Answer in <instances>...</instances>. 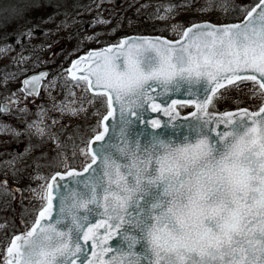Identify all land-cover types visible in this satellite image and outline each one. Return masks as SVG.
Listing matches in <instances>:
<instances>
[{
  "label": "snow or ice",
  "instance_id": "obj_1",
  "mask_svg": "<svg viewBox=\"0 0 264 264\" xmlns=\"http://www.w3.org/2000/svg\"><path fill=\"white\" fill-rule=\"evenodd\" d=\"M67 71L106 101L102 131L80 149L83 171L36 177L43 205L3 264H264V0L240 23H192L175 41L127 37ZM46 75L21 90L38 94ZM240 83L262 98L258 110H210ZM177 106L195 110L180 117Z\"/></svg>",
  "mask_w": 264,
  "mask_h": 264
},
{
  "label": "rangeland",
  "instance_id": "obj_2",
  "mask_svg": "<svg viewBox=\"0 0 264 264\" xmlns=\"http://www.w3.org/2000/svg\"><path fill=\"white\" fill-rule=\"evenodd\" d=\"M244 1L96 0L85 14V27L72 28L74 35L67 41L71 24L78 23L64 13L49 11L42 27L44 32L50 33L52 41L50 43L47 38L48 42L43 44L47 48L44 53L40 50L37 54L35 48L32 55L30 51L16 49L14 44H0V48H7L6 52H0V105L9 108L7 113H0V203L6 200L1 210L0 264H3L4 244L11 236L4 229H22V216L29 221L31 210L37 212L43 205L33 189L41 191L39 186L45 181L36 177L48 180L53 172L83 168L90 157L83 155L80 149L89 139V130L100 129L99 122L106 110V102L98 96H91L84 84L70 85L63 70H55L42 85L39 95L32 99L25 98L19 91V80L24 75L16 80L15 74L23 69L32 72L42 67H63L72 56L84 52V48H100L130 32L141 34L148 25H152L149 29L155 32L154 35L176 39L181 36L187 21L217 19L219 23H225L227 17L236 13V4ZM168 5L175 7L166 13L165 6ZM241 9L243 13L249 10L244 4ZM161 16L165 18H159ZM24 32L25 38L30 39L28 30ZM30 42L38 44L36 40ZM61 42L63 48L49 57L50 61L46 60V66L42 64L47 53ZM221 92L224 98L216 101L211 111L241 107L252 111L258 109L262 102L259 96L249 98L252 96L251 83L230 85ZM37 126L44 129L43 135L36 131Z\"/></svg>",
  "mask_w": 264,
  "mask_h": 264
},
{
  "label": "trees",
  "instance_id": "obj_3",
  "mask_svg": "<svg viewBox=\"0 0 264 264\" xmlns=\"http://www.w3.org/2000/svg\"><path fill=\"white\" fill-rule=\"evenodd\" d=\"M96 0H0V44H14L13 46L16 49H22L30 51L31 49L37 50L44 53V51L47 50V48H44V45L34 44V47L32 46V40L39 41L42 37L49 38V42L51 43V37L49 35H46L45 30L43 29L42 25L45 22V16L49 13V11H58L61 13H64L67 15L70 20L74 19V22H77L78 25L76 27L82 28V25L85 27V14L87 13L89 7L92 5V2ZM177 2V1H176ZM257 0H246L240 4H236V13H234L231 17L226 18V22H233L240 20L243 11L240 10V7L244 4L248 8H251ZM177 4H179L177 2ZM18 7L22 9L21 15L18 16H10L8 12L5 11L6 8H13ZM209 21L213 23H217V19H209ZM192 22H188L186 25H189ZM72 28H75V24H71ZM152 25H148L147 29H144L141 34H155V32H152L151 28ZM44 31H40V30ZM24 30H28L30 39H27L25 35ZM130 33H136V32H130ZM44 34V35H42ZM21 40V41H20ZM48 42V40L46 41ZM49 43V44H50ZM19 45V46H18ZM40 56V55H39ZM38 56V57H39ZM13 69H16V67L13 65ZM11 67V68H12ZM3 70H6L7 67H2ZM1 68V69H2ZM10 69V67H8ZM25 73H29L26 69H23V71H20L19 74H15V78L25 75ZM3 76V75H2ZM103 108L105 109V105L103 104ZM181 110H186V107H179ZM95 129V127H94ZM98 131V130H97ZM96 132V130L90 129L88 132V138L91 137ZM6 200H3L2 203H0V222L3 218L1 215L2 206L5 207ZM35 212L31 210L30 213V220L26 221L23 215V228L19 229L18 227H13L11 229L5 228V232L7 235L17 233L25 228H28L30 223L35 217ZM8 235V236H9ZM9 239L5 242L7 245Z\"/></svg>",
  "mask_w": 264,
  "mask_h": 264
},
{
  "label": "water",
  "instance_id": "obj_4",
  "mask_svg": "<svg viewBox=\"0 0 264 264\" xmlns=\"http://www.w3.org/2000/svg\"><path fill=\"white\" fill-rule=\"evenodd\" d=\"M258 3V2H257ZM255 6V5H254ZM246 15V14H245ZM242 20H243V18H242ZM242 20H240V21H238V22H233V23H240ZM204 22H209V21H200V22H195V23H204ZM211 23V22H210ZM213 24H215V23H213ZM223 24H227V23H223ZM216 25H222V24H216ZM189 26H191V25H189ZM189 26H187V27H189ZM127 37H152V38H154V37H162V38H164V39H168V38H166V37H163V36H158V35H129V36H126V37H123V38H121V39H124V38H127ZM181 37V36H180ZM180 37L179 38H177V39H174V40H171V39H168V40H170V41H175V40H178V39H180ZM120 39V40H121ZM119 40V41H120ZM115 45V44H114ZM111 46V45H110ZM106 47H109V46H106ZM106 47H102V48H97V49H91V50H89V51H94V50H100V49H103V48H106ZM88 51V52H89ZM87 52V53H88ZM84 55H86V53L85 54H81V56H79L78 58H76L75 60H77V59H79L80 57H82V56H84ZM71 65H72V63H71ZM71 65L68 67V68H70L71 67ZM41 73H46L47 75H48V70L47 69H42V70H39V71H35V72H31V73H29L28 75H26V76H24L21 80H19L20 81V91L23 93V95L24 96H29V97H36V96H38V94H39V92H40V90L39 89H41V86H42V83H43V81H45V79H46V77H47V75L44 77V79H42L40 82H39V86H38V89H37V91H38V94H36V95H26L25 94V92L24 91H22L21 89L22 88H24V84H23V82L25 81V80H28V79H30L31 77H33V76H39ZM67 76H68V73H67ZM69 77V76H68ZM70 78V77H69ZM90 92V91H89ZM90 93H92V92H90ZM93 94V93H92ZM166 99V98H165ZM239 109H241V108H239ZM239 109H233V110H231L232 112H236V111H238ZM177 110H178V108H177ZM195 109H193V108H191V110L190 111H188V112H186V113H180V111L178 110V112H179V114H180V117H184V116H188V114L191 112V111H194ZM227 111H230V110H227ZM251 111V110H250ZM214 112V111H213ZM224 112V111H223ZM107 113V112H106ZM106 113L104 114V115H106ZM220 113H222V112H220ZM147 115L149 116V117H151V118H154V119H160L161 121H167L168 120V117H166V116H164L162 113H152L150 110L147 112ZM103 118V117H102ZM109 123H111V119L109 120ZM223 127V125H221V128ZM151 130V129H150ZM101 131H102V129H101ZM95 135V134H94ZM93 135V136H94ZM92 136V137H93ZM117 143H119V140H117L116 141ZM97 143H99V142H97ZM91 163V160L87 163V164H90ZM85 167V166H84ZM83 167V168H84ZM93 167H95V165H93ZM83 168L82 169H75V170H77V171H83ZM71 169H74V168H71ZM68 170H70V169H68ZM68 170H66V171H68ZM66 171H64V172H61V171H59L61 174H63V173H65ZM57 172H55L54 174H51V177L53 176V175H55ZM87 175V174H86ZM51 177L49 178V180L51 179ZM69 179H71V178H69ZM57 180H59V177H57ZM60 183H64L63 181H61ZM38 214V213H37ZM96 217H94V219H95ZM26 231V230H25ZM25 231H22V232H20V233H18V234H16V235H19V234H21V233H23V232H25ZM101 231H103V230H101ZM15 236V235H14ZM13 238V237H12ZM11 238V239H12ZM11 241V240H10ZM118 241H119V237H117L114 241H110V244H112L113 245V247H115L116 245H117V243H118ZM10 243V242H9ZM5 251V250H4ZM109 255H112V253H109Z\"/></svg>",
  "mask_w": 264,
  "mask_h": 264
},
{
  "label": "bare ground",
  "instance_id": "obj_5",
  "mask_svg": "<svg viewBox=\"0 0 264 264\" xmlns=\"http://www.w3.org/2000/svg\"><path fill=\"white\" fill-rule=\"evenodd\" d=\"M75 26H77V25H75ZM76 29H78V27H75ZM71 30H69V35L67 36V38H66V41L68 40V38L69 37H71V35H74V33H73V29H72V26H71V28H70ZM41 32L42 31H44V30H40ZM49 33V32H48ZM48 33H46V35L48 34ZM50 34V33H49ZM42 35H44V34H42ZM123 37H126V35H124V36H122V37H120L119 39H117V40H111V42L109 41V43L108 44H105V45H103L102 47H106V46H110V45H114V44H117L118 42H119V40L121 39V38H123ZM48 39L46 38V37H42L41 39H39V41H36V43H38L39 45H43V44H45L46 43V41H47ZM33 41V40H32ZM65 42V41H64ZM32 46L34 47V44L32 43ZM63 45H62V42H61V44L60 45H58V46H56V47H54L53 49H51L50 51H49V53H47V56L45 57V61H44V63H42V64H47V62H46V60L47 61H50V58L49 57H52L54 54H55V52L56 51H59L60 49H62L63 47H62ZM102 47H100V48H102ZM91 49H96V48H89V49H87V48H84L83 49V51L84 52H81V53H79V54H75L74 56H72V59L71 60H69L68 62H66L65 63V66H63V67H61V66H59V67H51V68H47V67H42V68H38V69H36V70H34V71H32V72H35V71H39V70H42V69H47L48 70V75H47V77H46V79L45 80H47V79H49V76H51V74L53 75L54 74V71L55 70H63V71H65V73H66V77H67V81H68V83L70 84V85H74V84H76V82L75 81H72L68 76H67V73H68V67L71 65V63L76 59V58H78L79 56H81V54H85V53H87L89 50H91ZM30 53L32 54V55H34L35 54V51H34V48L33 49H31L30 50ZM64 63V62H63ZM46 66V65H45ZM63 68V69H62ZM24 77V76H23ZM22 77V78H23ZM89 94L91 95V96H94L92 93H90L89 92ZM30 99H32V98H30ZM187 107V106H186ZM177 108H178V106H177ZM74 169H76V168H74ZM18 234V233H17ZM10 240V239H9ZM9 240H8V242H9ZM7 242V243H8Z\"/></svg>",
  "mask_w": 264,
  "mask_h": 264
}]
</instances>
